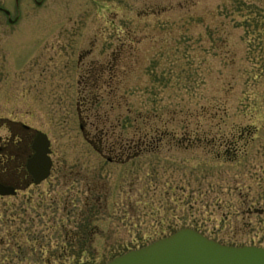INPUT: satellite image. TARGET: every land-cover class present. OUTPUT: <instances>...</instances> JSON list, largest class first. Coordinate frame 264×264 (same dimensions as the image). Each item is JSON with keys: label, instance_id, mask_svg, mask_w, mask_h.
Segmentation results:
<instances>
[{"label": "rangeland", "instance_id": "rangeland-1", "mask_svg": "<svg viewBox=\"0 0 264 264\" xmlns=\"http://www.w3.org/2000/svg\"><path fill=\"white\" fill-rule=\"evenodd\" d=\"M24 8L32 12L19 25L0 26V112L43 126L55 167L30 197L0 198V264H48L69 227L89 217L88 196L98 198L90 213L98 229L80 264L184 226L264 248V0H46ZM84 81L101 94L92 104L79 102ZM80 124L103 140L104 156ZM151 128L160 131L155 153L105 159L115 158L111 142L117 151L134 147L130 139ZM235 137L243 146L229 161L222 141Z\"/></svg>", "mask_w": 264, "mask_h": 264}, {"label": "flooded vegetation", "instance_id": "flooded-vegetation-1", "mask_svg": "<svg viewBox=\"0 0 264 264\" xmlns=\"http://www.w3.org/2000/svg\"><path fill=\"white\" fill-rule=\"evenodd\" d=\"M45 1L46 0H0V26L12 27L19 25L22 22V20L26 17H29L32 12L31 8H24V7H29L31 4L36 7H41L45 4ZM88 53L89 52H87V54ZM80 58L81 55L78 56V60H77L78 64ZM77 111L81 119V115H80L81 107L79 104L77 105ZM40 127L43 126L36 124V122L32 120H27L23 117H19L17 115L14 116L11 114L6 115L3 113L2 115V112H0V185L2 187H7L11 189V193L6 195L0 194V198H14L17 197L18 194H20L21 192L27 190H29L28 195L30 197L35 193V191H33L35 188L37 189L38 187L44 185L52 176L55 167V159L52 157L53 156V149L51 143L52 138H50L48 131H45V129L42 130V128ZM83 131H84V137H83L84 140H86V142H88L91 146H93L95 150L98 152V154L104 156L102 153L103 140H94V138H92L89 135V133L85 132V125H83ZM41 134H44L46 136V139L48 140V145H47L48 152L46 153V157H47V161L50 162V167L47 177L36 183L35 182L36 176L29 171L28 164L35 154V150L33 147L35 140H42ZM118 148L121 151L120 150L117 151L114 142L110 143L108 152L115 153L116 155L114 156L115 158L106 155L105 159L108 162L114 161V159L120 160L121 159L120 157L124 154L127 155L126 159L130 158L134 153L140 154L142 152V142L138 143L135 146V148L129 145L128 147H123V149L119 145ZM132 148L133 150L130 151V149ZM89 189L90 188H87V190ZM38 192L43 194L42 191H38ZM87 199H89V201H86ZM86 200L83 206L86 209L85 214L88 215L89 217L84 218L83 221L80 220L77 224L73 223L74 225L72 227H69L68 232L65 235H63L65 236L66 242H63L61 245H59L57 249V252H59L61 247L63 251H64V247H67V253L69 254L70 252V254H72L70 255V257L73 259L75 257V254L79 250V246H78L79 242L77 241L82 237H86V239L88 237V240L90 239L89 244L91 245V243H94L93 238L95 237H93V235L95 236V233L97 232L98 229L97 228L93 231V228L97 226L91 223L92 221H94V218L93 216L90 215L92 206L93 205L97 206L96 202L98 198L88 196ZM71 211L72 210H70V212ZM60 228H62V230L65 231V226L63 224L60 225ZM83 231H85L86 234L83 233ZM70 246H73L72 250L70 249L71 248ZM75 246H78L77 252H75L76 251ZM123 252L125 251L118 252L117 254ZM73 262L75 263L76 261L74 260ZM59 263L63 264V262H59ZM80 263L81 262L79 261L78 264ZM89 263L90 262H87L85 264H89Z\"/></svg>", "mask_w": 264, "mask_h": 264}, {"label": "water", "instance_id": "water-1", "mask_svg": "<svg viewBox=\"0 0 264 264\" xmlns=\"http://www.w3.org/2000/svg\"><path fill=\"white\" fill-rule=\"evenodd\" d=\"M41 137L34 142L35 154L28 164L36 183L47 177L50 167L48 140L44 134ZM9 193L10 188L0 185L1 195ZM100 264H264V248L225 245L192 228H180Z\"/></svg>", "mask_w": 264, "mask_h": 264}, {"label": "trees", "instance_id": "trees-1", "mask_svg": "<svg viewBox=\"0 0 264 264\" xmlns=\"http://www.w3.org/2000/svg\"><path fill=\"white\" fill-rule=\"evenodd\" d=\"M99 75H95L93 78H92V80H94V82L92 83V87L95 89V88H97V86H96V81L99 79ZM86 80V79H85ZM84 85L87 87V89H86V91L84 90V91H82L84 94H83V96H82V98L79 100V102H82V103H94V102H96L98 99H99V95H101V94H99V93H93L92 92V88L90 87V88H88L89 87V84L87 83V81H84ZM96 90V89H95ZM152 133V134H151ZM162 133V132H161ZM159 135H160V131L158 130V129H154V128H151V132L149 133V134H147V133H141L140 135H138L139 137L138 138H136V139H130V141H132V140H136V143H135V145H134V147L138 144V143H140V142H142V154L144 153V152H150V153H155L156 151H157V149H158V145H160V140H158V139H156L157 137H159ZM148 136V137H147ZM172 136H175L174 134H172ZM196 137H198V138H196V142H200V141H202V140H204V138L203 137H201V136H199V135H197ZM147 138L148 139H152L153 140V142L152 143H150L149 144V141H147ZM224 138L222 137V140H223ZM122 140V139H121ZM124 140V139H123ZM213 140H215V139H213ZM218 140H221V138H219ZM129 141V142H130ZM239 140H237V137H235L234 139H232V140H229V142H227V140H224V141H222L223 143H226V147L227 146H230L231 148H230V153H228L226 150L224 151V154H223V156L224 155H228V157H222V158H224V159H226V160H229V161H232V160H235L238 156H239V153H240V151H241V149H242V146H243V144L241 143V145H239V147H237V145H238V142ZM214 143H216V141H213ZM222 142H219V143H222ZM119 143V142H118ZM191 143H193V142H189V144H191ZM207 143H211V141L209 140V141H207ZM116 144V143H115ZM177 145H179L178 143H176ZM213 145V144H212ZM148 146H151V147H148ZM140 154H137V153H134L131 157L132 158H134V159H136L138 156H139ZM216 156L218 157V158H220V156H221V154L220 153H217L216 154ZM129 159V158H128ZM86 225H88V224H86ZM98 228V226L97 227H94L93 228V231L95 230V229H97ZM180 228V227H179ZM92 231V232H93ZM91 232V233H92ZM92 240V239H91ZM77 242H79V244H78V246H79V250H78V252L75 254V257H74V260L76 261L75 263L76 264H78L79 263V261H80V257L82 256V255H84L85 253H86V251H87V248L90 246V244H89V242H90V239L88 240V237H87V239H86V237H82V238H80ZM88 245V246H87ZM231 245H233V244H231ZM71 248V250H72V248H73V246H70ZM69 248V247H68ZM60 253H62V254H60ZM60 254V255H59ZM70 255H72V254H70V252H69V254L67 253V247H64V251H63V249H62V247H61V249L59 250V252H57L55 255H51V256H49L48 258H47V263L49 264L50 262H51V259H53V257H60L61 256V258H64V257H66V256H70ZM59 264H62V263H59Z\"/></svg>", "mask_w": 264, "mask_h": 264}]
</instances>
